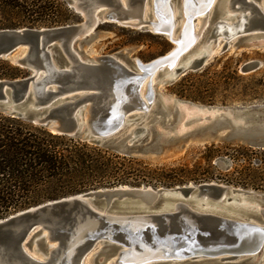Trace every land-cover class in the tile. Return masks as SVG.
<instances>
[{
    "label": "water",
    "instance_id": "1",
    "mask_svg": "<svg viewBox=\"0 0 264 264\" xmlns=\"http://www.w3.org/2000/svg\"><path fill=\"white\" fill-rule=\"evenodd\" d=\"M66 1L83 22L0 30V60L31 72L22 79H0L4 114L54 134L129 153L141 147L140 137L150 131L138 127L135 136L122 132L132 126L137 113L143 118L158 110L163 118L175 114L176 123L164 129L174 135L173 141L183 140L182 147L231 141L264 148V106L202 107L215 110V119L207 116L183 132L179 103L185 102L175 100L170 107L160 95L162 86L203 70L216 54L228 53L235 44L264 49V0H235L244 16L232 27L238 32H229L227 19L215 23L210 37L216 47L223 36V47L216 53L209 47L189 65L186 60L196 48L182 53V34L171 18L144 17L149 0H126L127 6L122 0ZM209 1L185 4L196 9ZM194 19L191 14L190 22ZM101 24L148 30L166 37L174 48L146 63L126 55L91 58L79 52L78 45L90 41ZM177 60L175 74L165 79ZM262 65L250 62L242 72H255ZM154 101L152 111L145 112ZM195 195L218 201L211 203L217 208L200 209ZM230 195L264 205V198L253 191L217 182L174 189L121 185L50 201L0 220V264H87L99 246L91 264H264V209L242 211L243 220L232 217L221 200Z\"/></svg>",
    "mask_w": 264,
    "mask_h": 264
},
{
    "label": "rangeland",
    "instance_id": "2",
    "mask_svg": "<svg viewBox=\"0 0 264 264\" xmlns=\"http://www.w3.org/2000/svg\"><path fill=\"white\" fill-rule=\"evenodd\" d=\"M172 1L176 17L179 14L183 15L180 0ZM213 8L210 13L213 12ZM220 9L221 3L219 2L211 16L210 24L209 17L207 18L206 26L204 27L205 33L203 31L204 37L202 34L199 40H202L199 48H202L206 43L210 36V30L213 29L216 21L221 19V15L218 13ZM148 14H152L154 18L152 4H148L147 1ZM78 17L77 21L68 25L83 22V17L80 14H78ZM202 18L204 16H200L199 20L196 21V26ZM183 19L184 15L178 19L180 30H182ZM20 23L21 21L15 17L0 14V30L10 28L11 24L18 25ZM22 28L24 27L21 26L18 29ZM41 28L53 27H40L38 29ZM173 48L174 44L164 36L121 24H101L93 33L90 41L86 40L82 45H78L79 52H84L87 56L126 55L131 60L139 59L145 63L167 54ZM196 51L197 49L190 54V57L195 55ZM253 61L262 62L263 65L259 69L262 70L251 73L242 72L243 67ZM7 65L17 67L9 60H0V71L11 72ZM23 70L25 74L19 79L31 75L30 71ZM263 71L264 49L235 44L228 53L216 54L214 59L203 70L190 72L172 85L162 86L161 91L165 96L170 97L171 101L176 99L187 103V105L183 103L181 105L185 115L182 113L179 130L184 132L200 124V122H188L186 124V120L190 117L202 116L207 111V109H202V107L225 109L264 106V89L258 85L259 80L264 77ZM227 80L231 84L230 87L224 85ZM244 87L245 91H243ZM161 115L158 110H155L149 113L147 117L139 120H137V117L132 118V121L138 124L140 128H147L150 131L149 134L140 137L141 141L138 145H141V147H135L131 152L127 153L112 146H102L111 147L121 156H128V158L133 159L134 162H130L128 166L134 168V171L127 169L126 175L123 177L125 181L122 184L123 186L174 189L189 184L200 185L217 182L253 191L264 198V191L262 190L244 188L224 182L240 178L241 176H246L248 182H253L255 178L254 170L261 166L260 159L264 160V148L231 141L188 144L182 147L183 140L173 141L172 137L174 135L164 129L166 125L172 126L176 123L175 114L171 112L165 118ZM184 124L187 125V128L182 127ZM134 127L135 125L128 126L122 133H130ZM162 133L164 135L160 137ZM159 149H162L163 152L160 153ZM180 182L185 183L181 185ZM11 215L0 220L6 219ZM236 217L240 218L239 216ZM251 219L259 221L256 218ZM100 248L102 247L99 246L88 257L87 264H91L92 256L98 253ZM262 255L260 257H263ZM256 260L257 263L259 258Z\"/></svg>",
    "mask_w": 264,
    "mask_h": 264
},
{
    "label": "trees",
    "instance_id": "3",
    "mask_svg": "<svg viewBox=\"0 0 264 264\" xmlns=\"http://www.w3.org/2000/svg\"><path fill=\"white\" fill-rule=\"evenodd\" d=\"M0 14L21 21L8 29L59 27L79 18L65 0H0ZM7 66L11 72L0 71L1 80L24 76L23 69ZM228 80L226 87L231 86ZM258 85L264 89V77ZM130 162L132 158L111 147L54 134L0 112V219L50 201L122 185L127 169L134 171ZM260 163L253 182L246 176L224 182L264 191V160Z\"/></svg>",
    "mask_w": 264,
    "mask_h": 264
},
{
    "label": "bare ground",
    "instance_id": "4",
    "mask_svg": "<svg viewBox=\"0 0 264 264\" xmlns=\"http://www.w3.org/2000/svg\"><path fill=\"white\" fill-rule=\"evenodd\" d=\"M122 1L124 2V5L127 6L126 0H122ZM149 1L150 2H148V4L149 3L152 4V8L154 11V18L152 17L154 21H159L157 15L160 16L162 14V15H165L166 17L171 18V20L173 22H175V27L179 29V34H182V42H181V48L183 49L182 53H187L190 50H193L194 48L197 49V51H196L197 53L191 57L189 56L188 59L186 60L187 65H189L196 57L202 56V54L204 52H206L209 47L210 48L214 47V39L212 38V36L208 37V39L206 40V43L203 45L202 48H199V45L202 42V40L201 41H199V40L201 39V36L203 34L204 27L206 26L205 23L207 22L206 20L208 17H209V24L211 22V19H212L211 16L215 11V7H216L217 3H219V2L221 3L220 11H223L224 14L221 15V19L217 20L216 23L221 22L224 19H227V22L229 24L228 29H229L230 33L235 34L236 31L238 32V30H237L238 28L234 29L232 27L235 26V24H238L240 19L244 18L243 13L241 12L242 8H241L240 4L235 2V0H210L209 2H207L205 4L200 3V5H199L200 7L196 8V9L187 7L185 4L186 0H180L179 1L180 7L182 8V10H183L182 12L184 15L182 30H180V27L178 26V19L182 18L183 15L179 14L176 17L175 8L173 5L174 3L172 0L171 1L169 0L168 2L164 1V0H149ZM212 8H213V12L210 13ZM191 14L193 15V17H195L194 22H190ZM150 15H152V14L147 15V3H146L145 8H144V17L147 19ZM200 16H204V18H202V20H200V23L196 26L195 23L197 20H199ZM161 24H164V23L161 22ZM239 29H242V26H240ZM220 30H222V29H220ZM92 32H93V29H90L89 33H92ZM204 33H205V31H204ZM203 37H204V34H203ZM224 39L225 38L223 36H220L216 40L217 45H216V47H214L212 49V53H216L217 50H220L223 47V45H221L220 42ZM96 56L97 55L89 56V57L94 58ZM178 61L179 60H177L175 62V64L171 68V70L167 73L165 79H168L175 74V70H176V66H177ZM160 95H161L162 101L166 105H168L170 107L174 106V102L176 99L171 101L170 97L165 96L164 93L161 91V89H160ZM154 103H155V101L151 105L147 104V108L145 109V112L152 111ZM181 105H183V104L179 103L180 109L182 111ZM184 105H187V103H184ZM182 113L185 115V113L183 111H182ZM207 116H211V119L214 120L215 119V110L209 111L207 109V111H205L202 114V116H200V117H190L186 120V124L188 122L193 123V122L206 121ZM134 117H137V120H139V119H141L142 116L139 112ZM181 119H182V117H181ZM132 123H133L132 126L135 125V127L132 129V131L130 133H133V135L135 136L136 129L139 127V125L136 124L135 122H132ZM186 124H184L182 127L187 128ZM178 197H182V196H178ZM194 199H198V201H199L198 206L200 209L212 211V210L217 208L216 205L211 204V203H213L212 201H214V200H212V198H210L208 196H200V198H199L198 195H195ZM221 200H223V206H225L227 208V214L232 216V217L239 216L240 218H238V217H236V218L241 219V220L246 218V216L243 215L242 211L258 213L264 209V205L257 200L253 201V200H248L245 198L238 199L234 195H230L229 197L224 196ZM217 202L218 201H214V203H217ZM31 255H33V254H31Z\"/></svg>",
    "mask_w": 264,
    "mask_h": 264
}]
</instances>
